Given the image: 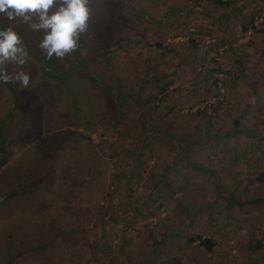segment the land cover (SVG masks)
<instances>
[{
    "label": "rangeland",
    "instance_id": "obj_1",
    "mask_svg": "<svg viewBox=\"0 0 264 264\" xmlns=\"http://www.w3.org/2000/svg\"><path fill=\"white\" fill-rule=\"evenodd\" d=\"M96 11L57 70L88 60L120 106L77 75L44 76L26 49L41 40L4 24L27 52L8 71L31 81L0 82V194L17 193L0 204V264H264V0Z\"/></svg>",
    "mask_w": 264,
    "mask_h": 264
},
{
    "label": "clouds",
    "instance_id": "obj_2",
    "mask_svg": "<svg viewBox=\"0 0 264 264\" xmlns=\"http://www.w3.org/2000/svg\"><path fill=\"white\" fill-rule=\"evenodd\" d=\"M93 0H0V15L21 20L34 32H43L38 47L49 60H63L77 51L89 30ZM20 35L9 26L0 29V82L27 88L30 74L8 71L7 65H23L27 52Z\"/></svg>",
    "mask_w": 264,
    "mask_h": 264
},
{
    "label": "trees",
    "instance_id": "obj_3",
    "mask_svg": "<svg viewBox=\"0 0 264 264\" xmlns=\"http://www.w3.org/2000/svg\"><path fill=\"white\" fill-rule=\"evenodd\" d=\"M209 1H212V2H214V3H216V2H218V0H209ZM98 15H100V12L99 13H97V11L96 12H93L92 13V17H91V20H90V22H89V30H91V29H93L94 27H96V25H97V22H98V18H99V16ZM7 21V18L6 17H4L3 18V20H2V27H1V29H3L4 28V24H5V22ZM250 23H249V25H250V28L251 29H253L254 31H256V29L253 27V19H251L250 21H249ZM27 27H28V30H27V35H28V37L30 38L31 36H33V37H35V38H37V39H39V40H41L42 38H43V35H44V33L42 32V34L40 35L39 33L40 32H34V31H32L30 28H29V26L27 25ZM88 30V31H89ZM244 31L246 30V28L245 29H243ZM258 31V30H257ZM18 32V31H17ZM91 32V31H90ZM90 32H87L86 33V35L84 36H82L81 37V41H84L85 40V37L86 38H88V39H91L90 37H89V35H90ZM19 34H20V32H18ZM88 34V35H87ZM21 36V35H20ZM80 41V42H81ZM38 43H40V42H38ZM38 47V46H37ZM26 49H27V51H28V53H29V55H31L32 57H35V58H37L36 60H38V61H41L42 60V62H43V64H45V65H43L44 66V68L42 69V73H43V75L44 76H46V77H48V78H55L56 80H61V78L62 77H67L68 79H71L73 76H78L79 78H81L82 80H84V79H86V80H88L87 81V83H89L92 87H95L97 90H99V91H105V92H107L108 94H110V96L112 97V99H114L115 100V98H118V96L117 95H115V91L112 89V87H111V85H105L102 81V79H100L98 76H95V75H92V74H90V73H87V72H85V68H86V64L88 65V64H90L89 63V61L87 60L86 61V59H84V67H83V65H82V67L83 68H81V69H72V70H65L64 68H63V74H60L62 71H58L57 70V65H56V61L55 60H57L55 57H53V59H51V60H49L45 55H43L42 53H37V54H33L30 50V46L28 45V43L26 44ZM78 52H81V46L79 47V49L76 51V53H78ZM102 53H103V51H101ZM32 53V54H31ZM100 54V53H99ZM98 56V55H97ZM45 66H47L48 68H46ZM84 72V73H83ZM66 73H68V75H66ZM61 78H60V77ZM66 80L67 79H62L61 80V82L62 83H64V82H66ZM86 86H87V84H86ZM69 94H71V91H70V93ZM116 101V100H115ZM117 102V101H116ZM122 104V102H120V101H118L117 102V105L118 106H120ZM118 114H119V116H120V118H122L123 117V114H122V111H121V109L119 108V110H118ZM142 125L144 126H146V128L148 127V125H146V123H145V121H143V123H142ZM153 126L154 125H151V128H153ZM146 131V130H145ZM144 145H145V143H144ZM195 168L198 170V171H207V170H205V169H203V168H201V167H198V166H195ZM208 172V171H207ZM46 174H47V171H45V173H43L42 174V176H41V178H38V179H35V180H33V181H29L27 184H25V186L23 187V190L22 191H25V192H27V193H30L31 191H33V189L35 188V187H37L38 186V184H39V181H41V180H44V179H46ZM17 193L15 192V191H13V192H11V193H8V194H0V204L1 203H3V202H5V201H7L8 199H10L11 197H14L15 195H16ZM231 197V196H230ZM176 235H178V231L176 230V229H174V228H170L168 231H166L165 232V235H164V237L165 238H172V237H174V236H176ZM192 239H190V241H191ZM197 240L199 241V244L201 245V246H205V248L207 249V250H210V246L209 245H207V242L208 241H201V238L200 237H197Z\"/></svg>",
    "mask_w": 264,
    "mask_h": 264
}]
</instances>
